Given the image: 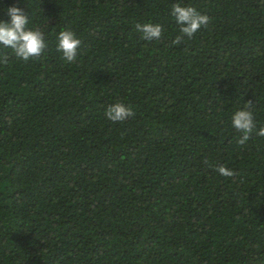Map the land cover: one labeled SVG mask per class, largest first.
<instances>
[{"label":"trees","instance_id":"16d2710c","mask_svg":"<svg viewBox=\"0 0 264 264\" xmlns=\"http://www.w3.org/2000/svg\"><path fill=\"white\" fill-rule=\"evenodd\" d=\"M176 3L210 23L173 46ZM12 6L47 48L0 46V264H264V137L232 126L251 102L264 127V0H0V21Z\"/></svg>","mask_w":264,"mask_h":264},{"label":"clouds","instance_id":"9594fccd","mask_svg":"<svg viewBox=\"0 0 264 264\" xmlns=\"http://www.w3.org/2000/svg\"><path fill=\"white\" fill-rule=\"evenodd\" d=\"M7 14L10 17V23L0 21V46L10 48L16 58L24 62L41 57L47 48L43 32L38 28H28L30 23L28 14L21 8L9 7ZM171 15L180 26L181 33L172 41L173 46L180 45L184 41V37L189 40L192 39L201 28H206L210 23L209 16L201 14L192 6H181L179 3L172 5ZM135 29L142 33L141 39L147 42L158 41L163 36V28L160 24L137 23ZM57 41L56 50L62 53V58L69 63H75L82 41L71 30L59 32ZM6 61L7 57H4L3 62L6 63ZM245 105L244 110H238L232 117L233 128L242 134L238 140L240 145L249 141L253 133L259 137H264V127L257 130L253 112L250 110L252 103L249 102ZM105 116L109 121L118 123L134 117L135 112L131 106L115 103L107 107ZM216 170L226 178H232L236 175L234 171L225 166H219Z\"/></svg>","mask_w":264,"mask_h":264}]
</instances>
